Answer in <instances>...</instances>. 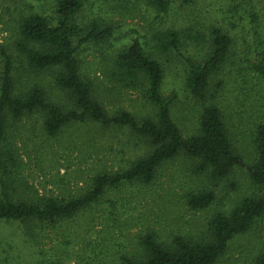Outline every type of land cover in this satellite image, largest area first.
I'll return each instance as SVG.
<instances>
[{"label": "trees", "instance_id": "obj_1", "mask_svg": "<svg viewBox=\"0 0 264 264\" xmlns=\"http://www.w3.org/2000/svg\"><path fill=\"white\" fill-rule=\"evenodd\" d=\"M101 1L56 0L55 14H25L17 21L15 48L0 49V220L20 222L25 228L21 241L27 245L36 242L37 235L47 227L66 233L76 216L102 203L112 189L152 184L160 167L182 153L198 161L196 170L205 172L212 184L244 167L250 181L264 189V15L255 11L251 1H242L248 5L244 10L252 24V41L245 39L243 47L232 27L222 24L225 16L210 18L202 31L195 24L168 23L164 17L176 0H144L156 12V19L163 18L155 31L154 44L133 38L115 53L110 70L115 82L142 92L150 103V112L138 115L126 109L108 111L95 93L94 83L81 73L80 55L106 44L117 28L112 20L115 10H109L108 4ZM194 1L181 0L180 4L183 7ZM184 36L192 38L193 44H207L204 59L185 55ZM15 49L24 55V63L34 73L53 69L57 85L71 97L68 106L49 99L38 83L22 85ZM164 52H175L186 63V87L199 106L195 129L189 133L174 116L176 94L164 92ZM231 65L236 67L228 70ZM229 73L236 83L238 99L232 102L237 109L223 98ZM34 113H41L42 119L34 151L42 170L50 162L47 154L53 152L50 143L74 124L123 130L128 141L134 137L145 151L118 170L94 173L87 190L80 194H40L29 179L30 163L19 144L23 134L19 125ZM240 127L241 135L237 132ZM88 141L93 143L92 138ZM136 147L129 148V152ZM185 197L192 210L200 211L207 209L216 195L210 186L189 190ZM262 220L264 190L242 198L230 211L214 213L201 234H179L165 241L156 229L146 227L140 237V255L122 256L123 264H219L232 243L258 228ZM85 227L89 228L88 224ZM63 237L59 252L43 264H70L71 237L67 233ZM6 245L0 239V250ZM253 260V264H264V250Z\"/></svg>", "mask_w": 264, "mask_h": 264}, {"label": "rangeland", "instance_id": "obj_2", "mask_svg": "<svg viewBox=\"0 0 264 264\" xmlns=\"http://www.w3.org/2000/svg\"><path fill=\"white\" fill-rule=\"evenodd\" d=\"M242 1L195 0L182 7L181 0H176L171 12L164 18L168 23L195 24L196 28L205 31L210 18L225 16L227 18L222 24L232 27V33L244 47L245 39L252 41L249 35L252 24L244 10L248 5ZM247 1H251L255 11L263 17L264 0ZM105 3L109 10H115L112 20L117 28L106 44L80 55L81 73L94 83L95 93L108 111L126 109L144 115L150 112L151 105L142 92L119 85L111 78L110 70L115 53L132 42L133 38L140 37L154 44L155 31L163 23V18L156 19V12L144 0L101 1V4ZM55 6L56 0H0V49L2 46L15 48L17 21L23 15L31 12L52 15L55 14ZM230 22L235 25L232 26ZM184 37L185 55L194 60L204 59L208 53L207 44H193L192 38ZM14 53L23 86L38 83L45 88L49 99L67 106L71 103L70 95L57 85L53 69L34 73L24 63V55L16 49ZM161 58L166 71L164 92L169 96L176 94L174 116L184 131L189 133L195 129L199 106L186 87V63L175 52H164ZM234 67L231 65L228 70ZM228 78L223 98L229 99L237 109L238 105L232 102L238 99L232 73L228 74ZM41 120V113H34L25 117L19 125L20 133H23L19 144L31 168L29 179L40 194H80L87 190L94 173L103 169L118 170L145 151L144 146L135 143L134 137L128 141L123 130L74 124L65 128L61 138L50 143L53 152L47 154L50 162L42 170L35 159L36 136L41 130ZM241 129L237 128L239 135L242 134ZM89 138H92V144ZM134 146L137 147L129 152V148ZM51 157L54 161H51ZM197 165L198 161L182 153L160 167L158 177L152 184H128L108 191L102 203L87 208L84 214L76 216L70 229H65L72 242L73 257L68 262L123 264L122 256L140 255V237L148 227L156 229L165 241H171L173 236L179 234H201L214 213L230 211L242 198L264 190L250 181L244 167L237 168L224 180L212 184L205 172L196 170ZM210 186L215 190L214 202L207 209L192 210L186 203V192ZM24 229L18 221L0 220V239L7 243L5 250H0V264H5V259L9 260V264H43L49 256L59 252L60 242L66 234L60 228L47 227L45 232L37 235L36 242L27 245L21 241L25 235ZM75 233L79 234V238L74 236ZM262 250L264 220L260 221L258 228L236 239L219 264H253L254 257Z\"/></svg>", "mask_w": 264, "mask_h": 264}]
</instances>
